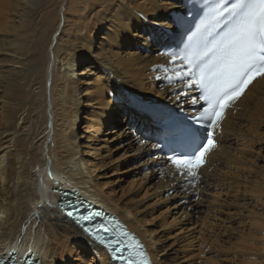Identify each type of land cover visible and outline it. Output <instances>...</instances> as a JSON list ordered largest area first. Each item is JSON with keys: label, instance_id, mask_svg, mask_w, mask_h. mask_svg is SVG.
<instances>
[{"label": "bare ground", "instance_id": "obj_1", "mask_svg": "<svg viewBox=\"0 0 264 264\" xmlns=\"http://www.w3.org/2000/svg\"><path fill=\"white\" fill-rule=\"evenodd\" d=\"M180 1L0 0V253L112 264L55 207L52 190L75 187L122 219L154 264L184 261L190 244L199 264H264V81L228 111L196 187L151 146L140 105L119 87L176 107L182 91L179 107L199 109L171 62ZM174 232L185 244L167 260L160 244Z\"/></svg>", "mask_w": 264, "mask_h": 264}, {"label": "snow or ice", "instance_id": "obj_2", "mask_svg": "<svg viewBox=\"0 0 264 264\" xmlns=\"http://www.w3.org/2000/svg\"><path fill=\"white\" fill-rule=\"evenodd\" d=\"M176 2V0H172ZM187 7L188 13H195L194 30L190 27L183 47L170 53L171 62L178 83L195 88L200 105L196 113L182 120H174L169 113L151 111V121L157 125L158 139L152 143L154 149L166 145L170 154L167 161L175 177L186 181L190 187L197 186V177L207 162V157L216 149L217 138L223 135V122L230 109L251 90L255 83L264 81V0H199ZM180 15L177 23H183ZM190 33V34H189ZM175 94L173 103L180 106V96ZM201 129L204 131L201 132ZM140 144H145L141 139ZM80 226L94 242L104 245L121 264H148L142 246L135 245L137 259L131 251L123 255L121 237L130 234L118 222L114 227L110 219L93 225L102 214L89 211L79 214L75 204L62 209ZM103 233V234H102ZM118 245V246H117ZM11 259V254L9 255ZM0 264H6L0 257ZM35 264V262H33Z\"/></svg>", "mask_w": 264, "mask_h": 264}, {"label": "rangeland", "instance_id": "obj_3", "mask_svg": "<svg viewBox=\"0 0 264 264\" xmlns=\"http://www.w3.org/2000/svg\"><path fill=\"white\" fill-rule=\"evenodd\" d=\"M169 22H170V19H169ZM171 23V22H170ZM132 98V97H131ZM139 108V107H138ZM179 110H181V109H183V107H177ZM139 110H140V108H139ZM111 176V177H110ZM116 177L117 176H114V175H112L111 173H109V175H108V177L107 178H109V180L110 181H112V183L110 184V185H106L105 186V188H110L111 187V185H112V187L114 186V189H115V192H116V194H117V196L119 197V196H121V192H120V188L119 187H116V185L115 184H117L118 183V181H117V179H116ZM101 181H100V183H105V182H107L106 180H102V179H100ZM121 187H123L122 185H121ZM195 199H193V201H194ZM157 215H159V213L157 212ZM156 215V216H157ZM158 224H159V222H158V220H155L154 222H151L150 223V226H148V228L149 229H151V228H154L153 226H155V228H157V226H158ZM158 229V231H157V234H158V232L160 231V229L159 228H157ZM164 238V242L163 243H161L160 245H161V247L163 248V254H165V256H166V259L167 260H169V259H171L172 257L174 258V257H176L175 255L178 253V252H180V251H178L179 249H181V247H183V245L185 244V242L183 241V239H184V235L183 234H180L179 232H174V233H172L170 236H166V237H163ZM166 238V239H165ZM182 245V246H181ZM165 247V248H164ZM188 247H190L191 249H189L188 248V250H187V254H188V257H186L185 259H184V261H177L176 260V262H174V263H176V264H195L194 263V261L197 263V264H199V262L200 261H198V260H200L199 258H198V256H197V251L194 249V248H196L195 246H194V244H193V246H192V244H190ZM192 252V253H191ZM193 254V255H192ZM195 254V255H194ZM190 255H192V256H190ZM193 257H195V258H193ZM198 261V262H197ZM168 262V261H167ZM173 263V264H174ZM167 264V263H166Z\"/></svg>", "mask_w": 264, "mask_h": 264}, {"label": "flooded vegetation", "instance_id": "obj_4", "mask_svg": "<svg viewBox=\"0 0 264 264\" xmlns=\"http://www.w3.org/2000/svg\"><path fill=\"white\" fill-rule=\"evenodd\" d=\"M189 107H185V108H183V109H181V110H183L184 112L185 111H187V109H188ZM191 109V108H190Z\"/></svg>", "mask_w": 264, "mask_h": 264}]
</instances>
